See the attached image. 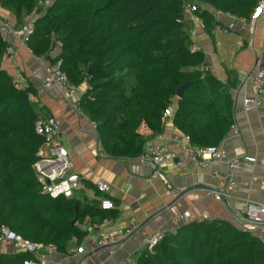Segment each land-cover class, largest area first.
Wrapping results in <instances>:
<instances>
[{
	"label": "trees",
	"instance_id": "trees-1",
	"mask_svg": "<svg viewBox=\"0 0 264 264\" xmlns=\"http://www.w3.org/2000/svg\"><path fill=\"white\" fill-rule=\"evenodd\" d=\"M0 0L23 26L36 13L26 43L34 55L60 65L68 80L87 84L78 106L95 123L103 150L114 157H138L148 139L142 123L162 131L165 109L175 103V125L197 147L220 144L234 123V84L207 69V57L194 48L186 27V2L213 33L215 9L249 19L258 0ZM20 25V26H19ZM228 25V24H227ZM18 26V27H17ZM61 42L60 51L51 52ZM9 42L0 32V233L1 227L66 251L69 240L86 234L72 220L89 215L94 226L117 219L76 197L43 193L35 168L44 144L36 132L41 107L32 86L19 87L2 67ZM189 83L181 97L177 89ZM174 102V103H173ZM100 192V191H99ZM76 204L78 210L76 211ZM31 252L0 253V264H28ZM135 264H264V240L223 218L192 219L167 231Z\"/></svg>",
	"mask_w": 264,
	"mask_h": 264
},
{
	"label": "crops",
	"instance_id": "crops-1",
	"mask_svg": "<svg viewBox=\"0 0 264 264\" xmlns=\"http://www.w3.org/2000/svg\"><path fill=\"white\" fill-rule=\"evenodd\" d=\"M211 11L219 22L226 25L233 22L236 28L229 33H210L194 12L186 14V27L193 32L194 43L205 52L206 68L222 80L234 84L233 116L237 131L230 129L221 142L226 150V161L214 160L209 165H203L180 155V147L172 136L184 132L175 125L172 115L163 118L160 132L165 134L164 143L177 152L183 161V165L177 164L176 160L162 164L160 168L164 179L159 175L153 176V169L143 165L138 157H114L103 150L95 124L78 106L87 84L75 85L67 97L57 88L45 86L49 59L38 57L27 45L19 46L16 43L13 32L17 30L15 16L0 5V32L16 49L13 54L3 57L2 67L13 78L18 77L24 86L32 85L37 91L32 97L41 107V117H52L60 125L53 142L42 145L44 151L49 153L56 143L68 149L73 162L72 169L84 179L76 192L82 202L92 204L98 200L101 206V201L109 198L115 203L121 215L117 220H109L101 230H121L133 220L142 224L141 231L135 233L114 254L105 248L99 256H88L85 264H135L139 252L147 247L144 238L158 228H169L185 212H189L190 216L179 218L177 228L192 219L223 218L251 230L264 240V223L257 225L246 222L248 201L264 202V111L246 112L242 108L244 96L254 88L255 57L264 50V11L257 10L249 19L214 7H211ZM7 23L10 27L6 26ZM59 51L60 48L55 47L51 55ZM171 106L174 111L175 103ZM139 131L148 139L157 134L146 123L141 124ZM232 158L242 160L241 164L230 169L235 181L233 196L218 200L209 192V189H218L222 185L215 170L228 171L227 161ZM100 181L108 183L107 191L99 190ZM87 217L89 215L85 219ZM81 222L78 220L76 224L81 227ZM97 231L96 228L88 227L82 241L88 236H95ZM75 238L73 236L69 240L66 251L43 244L41 253L45 257V264H74L81 260L82 256L73 253V248L79 243ZM82 241L80 245L84 253L88 251L89 244ZM19 251L11 242H0V253L11 255Z\"/></svg>",
	"mask_w": 264,
	"mask_h": 264
},
{
	"label": "built area",
	"instance_id": "built-area-1",
	"mask_svg": "<svg viewBox=\"0 0 264 264\" xmlns=\"http://www.w3.org/2000/svg\"><path fill=\"white\" fill-rule=\"evenodd\" d=\"M39 4L48 5L51 0H39ZM196 8L194 3L186 2L184 5V12L187 14L193 12ZM264 11V0H258V9ZM36 20V13L29 15L26 19L22 30H13L14 35L19 46H26V39L28 34L32 31L34 27V22ZM236 25L231 22L228 25L217 24L213 28V32L218 35L219 33H229ZM193 36V32H192ZM194 37V36H193ZM217 43H220L217 40ZM61 42H58L56 47H61ZM194 48H199L194 43ZM15 45L9 43L6 47L5 56L13 54L15 52ZM253 75H254V88L253 91L243 98L242 108L244 111L252 110H262L264 111V50L259 52L253 63ZM13 82L19 87H23L18 77L13 78ZM45 86L57 88L64 97L70 95L75 87L68 78L66 73L60 68L58 63L52 64L49 62L45 80ZM173 115V108L169 105L163 114V118ZM94 123V122H93ZM95 124V123H94ZM233 131H237V126L235 123L231 125ZM60 131L59 123L52 117H40L36 122V132L43 135L44 144L52 143L55 137ZM165 134L164 132H158L153 138L146 140L143 152L138 156L139 161L143 165L150 166L153 169V176H161L165 179L160 166L169 160H176L177 164L183 165V161L179 159L177 152L172 150L167 144L164 143ZM172 139L180 147V155L192 160L199 161L203 165H209L211 161L225 162L226 150L223 145L215 144L203 147H197L191 144L190 136L186 133L174 134ZM43 144V145H44ZM40 158L35 162L36 172L38 174L39 180L41 181V190L43 193L49 194L53 197L64 195L67 197H76V193L83 184V176L72 169L73 162L70 159L68 149L61 143H56L53 145L49 153H46L41 146L39 150ZM202 158L199 160V158ZM228 171L215 170L221 179V187L218 189H209V192L218 200L223 199L222 196H233V189L235 185L234 178L231 174L230 169L238 166L242 163L240 158L228 159ZM219 170V171H218ZM264 170V169H263ZM263 181H264V171H263ZM98 188L100 191H107L109 186L105 181H100L98 183ZM101 207L104 209H109L115 207V203L109 199L104 198L101 201ZM248 217L246 222L251 224H263L264 223V202L258 200L248 201ZM190 216L189 212L183 213L181 217L175 219L171 226L167 229L158 228L150 233L144 238L145 243L148 247H154L160 240H162L167 231L174 232L177 228V224L180 219H186ZM87 217L81 222V228L87 230L89 228H96L97 234L95 236H88L83 241L89 244L87 252H82V248L78 243L76 247L73 248V253L82 256L81 260L76 261L74 264H85V260L90 255L99 256L105 248L108 249L110 254H114L120 246H122L126 241H128L132 236L141 231L142 224L133 220L128 226L117 231H106L101 230V227L106 224L109 220L105 219L99 226H94L91 224ZM117 220V219H116ZM244 221V220H243ZM243 224H246L245 222ZM245 229V227H242ZM0 233V242H11L19 250H26L31 252L34 257L28 260V264H45V257L41 253V248L44 247L41 243H36L31 240L24 238L22 235L17 234L7 227L2 226ZM77 241V239L75 238ZM82 241V242H83ZM53 247L52 245H50ZM55 247V246H54ZM82 253V254H81ZM124 264H127L126 262Z\"/></svg>",
	"mask_w": 264,
	"mask_h": 264
},
{
	"label": "water",
	"instance_id": "water-1",
	"mask_svg": "<svg viewBox=\"0 0 264 264\" xmlns=\"http://www.w3.org/2000/svg\"><path fill=\"white\" fill-rule=\"evenodd\" d=\"M188 82L181 85L178 89H177V96L181 97L183 95L184 89L188 86ZM222 198H225V196L223 195ZM78 210V205L76 204V211ZM78 222V212L76 213V216L73 218L72 220V225H75Z\"/></svg>",
	"mask_w": 264,
	"mask_h": 264
},
{
	"label": "rangeland",
	"instance_id": "rangeland-1",
	"mask_svg": "<svg viewBox=\"0 0 264 264\" xmlns=\"http://www.w3.org/2000/svg\"><path fill=\"white\" fill-rule=\"evenodd\" d=\"M8 25H9V23L6 24V26H8ZM23 26H24V24H23ZM23 26H21L20 28H17V30H22ZM9 27H10V25H9ZM27 47H28V45H27Z\"/></svg>",
	"mask_w": 264,
	"mask_h": 264
}]
</instances>
